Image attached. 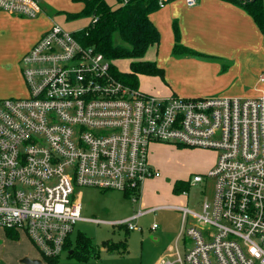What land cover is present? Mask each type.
<instances>
[{
    "label": "built area",
    "instance_id": "1",
    "mask_svg": "<svg viewBox=\"0 0 264 264\" xmlns=\"http://www.w3.org/2000/svg\"><path fill=\"white\" fill-rule=\"evenodd\" d=\"M0 11L35 19L43 7L0 0ZM80 31L52 23L20 60L26 94L0 99V232L25 236L43 258H60L80 221L135 228L157 208L116 222L86 218L79 189L120 191L137 203L145 180L160 175L150 145L174 143L219 156L192 180L212 179V198L200 213L178 207L176 258L157 264H264V95L147 94L118 78Z\"/></svg>",
    "mask_w": 264,
    "mask_h": 264
},
{
    "label": "rangeland",
    "instance_id": "2",
    "mask_svg": "<svg viewBox=\"0 0 264 264\" xmlns=\"http://www.w3.org/2000/svg\"><path fill=\"white\" fill-rule=\"evenodd\" d=\"M40 3L43 12L37 18H23V20H30L26 21L29 24L7 23L6 28L4 27V30L0 31L3 32L0 34V88L11 89L10 86H5L6 83L14 79L16 81L13 87L15 93L0 97V99L21 97L26 94L25 83L22 84L19 76L7 78V74L2 70V65L4 63L3 59L12 64L10 54L18 52L16 49L26 41L25 34L28 30H33L34 25L36 28H40L52 22L59 24L69 32H75L84 29L92 22V18L89 16L76 15L83 8L81 2L40 0ZM110 3L117 4V1L111 0ZM157 47H151L144 60H156ZM129 64V60H118L114 63L116 68L124 73L130 71ZM253 71L254 68L247 73L248 78L243 83H232L229 88L241 89L243 87L245 91L255 93L256 88L254 86L258 84H254L258 82V78L261 76L263 80H259V82L264 83V74L258 75L257 68L256 73ZM217 85L213 87H217ZM138 87L147 94L157 97H169L168 94H165L167 87L157 76H139ZM260 87H264V84H261ZM188 97L201 98L206 96ZM218 156L217 150L155 142L149 147V159L151 166L157 169L160 175L145 180L141 186L140 198L137 203L126 198L120 191L101 193L93 189H79L82 191L79 199L82 204V216L86 218L116 222L130 218L139 211H147L152 208H157V210L134 220L133 223L136 227L130 230L125 226L119 227L80 221L77 223L71 239L74 240L79 232L84 233L92 239L95 252L99 256L91 257L88 262H79L75 258H71L69 252H64L59 258V264H157L163 259L174 260L176 256L173 249L181 231L183 215L178 207H187L190 211L197 213L202 211L205 200H210L213 196L214 182L210 179L203 183L192 184V180L195 175H207L215 166ZM177 182L187 184L185 194H175L173 192ZM191 222V219H188L186 225L189 226ZM153 223L158 225L155 231L151 229ZM183 239L182 236L178 241L181 252H183ZM106 241L109 242V245L126 242L127 249L124 252L121 249L110 251L107 246L102 245ZM25 253L38 256V253L30 246L25 236H21L19 240L12 242L7 240V237L0 232V264H24L20 261L25 257L21 255ZM43 261L45 262L43 264H47L45 260Z\"/></svg>",
    "mask_w": 264,
    "mask_h": 264
},
{
    "label": "crops",
    "instance_id": "3",
    "mask_svg": "<svg viewBox=\"0 0 264 264\" xmlns=\"http://www.w3.org/2000/svg\"><path fill=\"white\" fill-rule=\"evenodd\" d=\"M150 19L161 35L156 51L157 58L154 61L164 70V78L157 77L167 87L165 94L181 97L217 95L240 98L264 95V87H260L264 83L259 82L263 80L261 75L264 74V34L239 5L224 0H197L194 6H188L185 0H173L153 12ZM26 21L30 20L0 11V31L6 28L7 23L29 24ZM51 24L52 22L39 26L40 28L34 25L33 30L26 32V41L16 49L18 52L10 54L12 64L3 59L2 70L7 74V78L19 76L24 84L19 60ZM174 24L179 27V41H176L174 35ZM177 43L201 55L182 54L175 57L173 47ZM252 68L254 73L257 68L258 75L261 76L254 84H258L254 86L255 93L245 91L243 87L229 88L232 83H243ZM8 82L10 85L6 83L5 86H10L11 89L0 88V97L15 93V79ZM216 85L217 87H213ZM26 239L38 256L25 253L21 255L25 256L23 259H40L42 264L45 263L28 238ZM7 240L16 241L9 238ZM72 252L73 250H69V254Z\"/></svg>",
    "mask_w": 264,
    "mask_h": 264
},
{
    "label": "trees",
    "instance_id": "4",
    "mask_svg": "<svg viewBox=\"0 0 264 264\" xmlns=\"http://www.w3.org/2000/svg\"><path fill=\"white\" fill-rule=\"evenodd\" d=\"M81 2L83 8L78 15L89 16L92 22L81 29L80 38L86 45L95 47L113 63V71L121 80L131 86L138 87L139 76H159L164 78V70L156 61L144 60L148 50L158 46L161 35L157 26L151 21L150 15L161 9L159 0H122L117 4L111 0H73ZM239 5L254 20L257 27L264 34V3L263 0H224ZM176 41H179V27L173 25ZM182 54H198L195 50L186 46L175 44L173 56ZM118 60H129L127 73L119 71L114 63ZM187 184L177 182L173 192L184 193ZM11 240H17V236L8 234ZM104 247L110 251L121 249L126 251V242H103ZM67 249L73 250L69 256L79 262H88L91 257H98L91 238L79 232L74 240L69 239ZM96 254V255H95ZM95 255V256H93ZM47 264H59V258H43Z\"/></svg>",
    "mask_w": 264,
    "mask_h": 264
},
{
    "label": "water",
    "instance_id": "5",
    "mask_svg": "<svg viewBox=\"0 0 264 264\" xmlns=\"http://www.w3.org/2000/svg\"><path fill=\"white\" fill-rule=\"evenodd\" d=\"M21 262L24 264H42V261L40 259L31 260L28 257L24 258Z\"/></svg>",
    "mask_w": 264,
    "mask_h": 264
}]
</instances>
